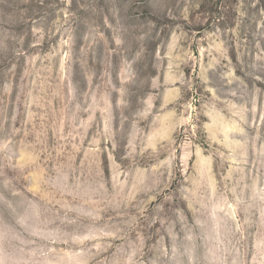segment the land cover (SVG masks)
Here are the masks:
<instances>
[{
  "label": "rangeland",
  "instance_id": "1",
  "mask_svg": "<svg viewBox=\"0 0 264 264\" xmlns=\"http://www.w3.org/2000/svg\"><path fill=\"white\" fill-rule=\"evenodd\" d=\"M0 264H264V0H0Z\"/></svg>",
  "mask_w": 264,
  "mask_h": 264
}]
</instances>
